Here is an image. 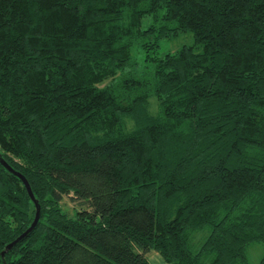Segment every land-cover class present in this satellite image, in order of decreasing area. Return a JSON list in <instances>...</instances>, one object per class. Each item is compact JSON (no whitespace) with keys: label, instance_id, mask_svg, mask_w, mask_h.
Instances as JSON below:
<instances>
[{"label":"trees","instance_id":"trees-1","mask_svg":"<svg viewBox=\"0 0 264 264\" xmlns=\"http://www.w3.org/2000/svg\"><path fill=\"white\" fill-rule=\"evenodd\" d=\"M0 156L40 206L0 264L247 263L264 246V0H0ZM35 209L0 162V251Z\"/></svg>","mask_w":264,"mask_h":264},{"label":"rangeland","instance_id":"rangeland-1","mask_svg":"<svg viewBox=\"0 0 264 264\" xmlns=\"http://www.w3.org/2000/svg\"><path fill=\"white\" fill-rule=\"evenodd\" d=\"M191 42H193L191 32L189 31L179 32L178 35L159 39L158 41L159 45L157 46V49L155 50V52L154 51L151 52V54L163 55V53L165 52H169L179 48L180 45L182 44H191ZM132 55H134V58H136L137 60L136 66L138 71H141L144 68L145 64L146 65L149 64V61L145 60L144 52L139 47L135 46L132 48ZM149 100H151L149 103V109L152 111L156 110L157 100L154 98L153 95L149 98ZM61 205H63V207L67 210L68 213H72L74 207L79 206L76 203V200L70 199V197L67 195H65L62 198ZM200 235L201 234L199 233L196 236V239H198ZM263 248L264 246L261 242L258 241L252 242L247 248L248 261L245 264H257L262 254ZM147 255L148 258L150 259L151 264H157V261H154V258H152L155 255L159 258L160 261L163 262V264H165L163 258L161 257V255L157 250H151Z\"/></svg>","mask_w":264,"mask_h":264},{"label":"water","instance_id":"water-1","mask_svg":"<svg viewBox=\"0 0 264 264\" xmlns=\"http://www.w3.org/2000/svg\"><path fill=\"white\" fill-rule=\"evenodd\" d=\"M0 162L6 166V168L8 170H10L11 172L17 174L23 184H25V187H26V190H27V193L28 195H30V197L32 198L33 202H34V206H35V213H34V218L33 220L30 222L29 226L25 228V230H23L21 233H19L18 236H16L15 238H13L12 240H10L5 246L4 248L0 251V253L2 255H4L6 253V251L12 247L16 242H18L21 238H23L24 236H26L30 230H32V228L35 226V224L37 223L38 219H39V213H40V206L38 204V200L37 198L35 197V195L33 194L32 192V189H31V185L29 184V182L27 181L25 175L23 173H21L19 170H15L10 164L9 162L6 161L5 158L1 157L0 156Z\"/></svg>","mask_w":264,"mask_h":264},{"label":"crops","instance_id":"crops-1","mask_svg":"<svg viewBox=\"0 0 264 264\" xmlns=\"http://www.w3.org/2000/svg\"><path fill=\"white\" fill-rule=\"evenodd\" d=\"M152 258H154V261H157V264H163V262L162 261H160L159 260V258L155 255V256H153ZM152 260V259H151ZM149 261H150V259H149ZM151 264V263H150Z\"/></svg>","mask_w":264,"mask_h":264}]
</instances>
